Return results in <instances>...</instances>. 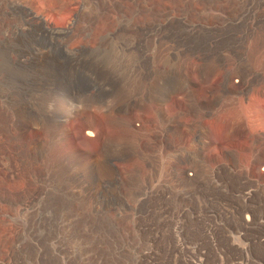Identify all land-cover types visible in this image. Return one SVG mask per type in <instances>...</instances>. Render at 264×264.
<instances>
[{
    "label": "rangeland",
    "instance_id": "374dc122",
    "mask_svg": "<svg viewBox=\"0 0 264 264\" xmlns=\"http://www.w3.org/2000/svg\"><path fill=\"white\" fill-rule=\"evenodd\" d=\"M0 264H264V0H0Z\"/></svg>",
    "mask_w": 264,
    "mask_h": 264
},
{
    "label": "bare ground",
    "instance_id": "6f19581e",
    "mask_svg": "<svg viewBox=\"0 0 264 264\" xmlns=\"http://www.w3.org/2000/svg\"><path fill=\"white\" fill-rule=\"evenodd\" d=\"M26 17H28L29 18V22H32V24L34 23L35 25H37V27H39V28H43V23H42V20H41V18L40 17H37V16H35L33 13H31V12H27L26 13ZM37 23V24H36ZM34 25V26H35ZM41 30V29H40ZM52 32V31H51ZM181 76L179 75L178 77H177V81H180V84L182 85V88L184 89V87H185V82L184 81H181ZM156 89V88H155ZM153 90V91H150V94L152 95H154L155 97H157L159 100L157 101L158 102V104L159 105H161L163 102H164V100H165V97L167 98L169 95V93L170 92H172L171 90H174V89H170V87L168 88V89H164L163 87L162 88H157L156 90ZM60 90V89H59ZM66 91V90H65ZM186 91V90H185ZM63 95H64V93H63V90L61 89L60 91H57L56 93H54V95H52L50 98H49V108H51L53 111H55L56 110V107L58 106V104L63 100ZM168 95V96H167ZM163 98V99H162ZM161 101H162V103H161ZM72 103V102H71ZM71 103H67V105L65 106V108H64V111H63V113L65 114V117H67L68 115H71V109H72V106L74 105H72ZM161 103V104H160ZM74 108V107H73ZM58 111V110H57ZM60 114H62V113H60ZM63 114V115H64ZM82 116L80 115V118H81ZM69 118V117H68ZM61 134H63L62 132H61ZM23 137V139H25V140H28V135L26 134V133H24V135L22 136ZM122 149V148H121ZM119 150V148L118 149H116V152ZM70 155H71V153L69 154V157H70ZM117 156H120V153H118V155ZM72 157V156H71ZM75 158L76 159H78L79 160V162H82L83 164H85V165H89L90 164V162H91V160H92V156L91 155H79V156H75ZM104 166L106 167V168H104V169H106V171H108L109 173H110V171H109V167H108V164H107V162H104ZM108 167V168H107Z\"/></svg>",
    "mask_w": 264,
    "mask_h": 264
},
{
    "label": "built area",
    "instance_id": "2783aa9c",
    "mask_svg": "<svg viewBox=\"0 0 264 264\" xmlns=\"http://www.w3.org/2000/svg\"><path fill=\"white\" fill-rule=\"evenodd\" d=\"M167 87H168V86L166 85V86L164 87V89H166ZM168 97H169V96H168ZM168 97H167V98H168ZM162 99H163V98H162ZM165 99H166V98H165ZM156 102H157V101H156Z\"/></svg>",
    "mask_w": 264,
    "mask_h": 264
}]
</instances>
